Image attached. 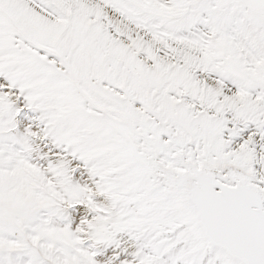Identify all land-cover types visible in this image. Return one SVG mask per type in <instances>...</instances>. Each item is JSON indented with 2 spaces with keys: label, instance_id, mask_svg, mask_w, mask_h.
<instances>
[{
  "label": "snow or ice",
  "instance_id": "1",
  "mask_svg": "<svg viewBox=\"0 0 264 264\" xmlns=\"http://www.w3.org/2000/svg\"><path fill=\"white\" fill-rule=\"evenodd\" d=\"M0 264H264V0H0Z\"/></svg>",
  "mask_w": 264,
  "mask_h": 264
}]
</instances>
